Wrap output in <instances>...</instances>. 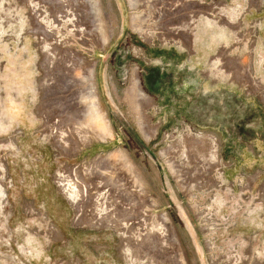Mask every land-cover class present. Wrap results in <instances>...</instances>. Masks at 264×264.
<instances>
[{"label":"rangeland","instance_id":"1","mask_svg":"<svg viewBox=\"0 0 264 264\" xmlns=\"http://www.w3.org/2000/svg\"><path fill=\"white\" fill-rule=\"evenodd\" d=\"M0 264H264V0H0Z\"/></svg>","mask_w":264,"mask_h":264},{"label":"bare ground","instance_id":"2","mask_svg":"<svg viewBox=\"0 0 264 264\" xmlns=\"http://www.w3.org/2000/svg\"><path fill=\"white\" fill-rule=\"evenodd\" d=\"M129 2H131V0H128ZM133 5V4H132ZM90 94H91V91H90ZM94 97L92 96L91 99H90V106L89 107H92L89 109V118L90 119H93L96 120H100V119H103L102 115H101V112H99V108L97 107V105L94 103Z\"/></svg>","mask_w":264,"mask_h":264}]
</instances>
